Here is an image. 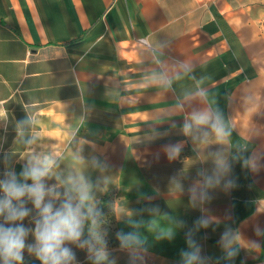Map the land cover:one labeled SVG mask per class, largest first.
I'll return each mask as SVG.
<instances>
[{
    "label": "crops",
    "instance_id": "0c3cea01",
    "mask_svg": "<svg viewBox=\"0 0 264 264\" xmlns=\"http://www.w3.org/2000/svg\"><path fill=\"white\" fill-rule=\"evenodd\" d=\"M261 2L0 0V180L37 155L61 192L82 177L102 264H184L190 233L203 264H264ZM121 232L142 243L122 248ZM22 264L41 262L25 249Z\"/></svg>",
    "mask_w": 264,
    "mask_h": 264
},
{
    "label": "clouds",
    "instance_id": "9594fccd",
    "mask_svg": "<svg viewBox=\"0 0 264 264\" xmlns=\"http://www.w3.org/2000/svg\"><path fill=\"white\" fill-rule=\"evenodd\" d=\"M210 120L207 113L193 116V121L198 125L208 124ZM212 127L220 135L227 134L219 122L213 123ZM190 128L191 125H185L186 130ZM179 150L178 145L165 148L169 158L178 154ZM55 166L56 161L52 157L32 156L19 174L14 170L8 171L4 174V179L0 180V217L3 218V223H0V261L3 264H22L25 249L35 255L41 264H74L76 254L68 246L70 244L85 249L93 264H102L107 259L106 244L98 231L99 213L91 204L88 183L82 177H70L63 192L56 185H47L45 181L50 178ZM192 191L195 199L197 189L193 188ZM29 201L37 211L32 229L26 228L22 223L30 215L31 210L26 207ZM196 225L206 227L208 220L201 218ZM30 233L34 237V243L28 244L26 239ZM168 236L171 238L172 233L169 232ZM117 237L122 248L142 243L135 232H121ZM187 243L190 250L182 253L184 264H203L200 250L191 239V233ZM221 243L225 249H229V256L236 254L229 247V231L222 235Z\"/></svg>",
    "mask_w": 264,
    "mask_h": 264
},
{
    "label": "rangeland",
    "instance_id": "374dc122",
    "mask_svg": "<svg viewBox=\"0 0 264 264\" xmlns=\"http://www.w3.org/2000/svg\"><path fill=\"white\" fill-rule=\"evenodd\" d=\"M260 16L258 15L256 17V21L257 23L260 24V50L258 51V48H255V51H258L260 52L259 55H260V59H259V62L258 65L261 69V71H264V0H262L261 4H260ZM47 185L49 186H52L54 185L55 183L53 182L52 184L51 183H46ZM59 189V187H58ZM112 199V195H110L108 197V201H111ZM26 207L29 208L31 211H30V215L25 218V220L23 221V225L28 228V229H32L34 228V218L37 217V211L35 210V208L33 207L32 203L29 201L26 203ZM110 207V203H106L102 206L99 207V212H103V211H107Z\"/></svg>",
    "mask_w": 264,
    "mask_h": 264
}]
</instances>
